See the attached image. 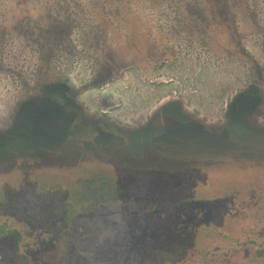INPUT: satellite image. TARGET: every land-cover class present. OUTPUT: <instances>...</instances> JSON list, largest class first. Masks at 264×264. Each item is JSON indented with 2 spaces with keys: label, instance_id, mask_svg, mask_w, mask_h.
I'll return each instance as SVG.
<instances>
[{
  "label": "rangeland",
  "instance_id": "1",
  "mask_svg": "<svg viewBox=\"0 0 264 264\" xmlns=\"http://www.w3.org/2000/svg\"><path fill=\"white\" fill-rule=\"evenodd\" d=\"M0 224V264H264V0H0Z\"/></svg>",
  "mask_w": 264,
  "mask_h": 264
},
{
  "label": "trees",
  "instance_id": "2",
  "mask_svg": "<svg viewBox=\"0 0 264 264\" xmlns=\"http://www.w3.org/2000/svg\"><path fill=\"white\" fill-rule=\"evenodd\" d=\"M87 189H88V190L86 191L87 195L90 194V195L94 196L95 193L92 191V190L94 189V187H93V188L88 187ZM96 204H97V201H95L94 199H93V200L91 201V203H90V205H96ZM69 214H70V213H69ZM1 227H2V228H3V227L8 228V227H7L6 225H4V224H0V229L2 230ZM8 229H10V228H8ZM1 230H0V231H1ZM11 230H13V229H10L9 231H11Z\"/></svg>",
  "mask_w": 264,
  "mask_h": 264
},
{
  "label": "flooded vegetation",
  "instance_id": "3",
  "mask_svg": "<svg viewBox=\"0 0 264 264\" xmlns=\"http://www.w3.org/2000/svg\"><path fill=\"white\" fill-rule=\"evenodd\" d=\"M2 228V227H1ZM3 229V228H2ZM1 230V229H0ZM2 233V230L0 231V234ZM14 233V231H8L7 233H5L6 235H12Z\"/></svg>",
  "mask_w": 264,
  "mask_h": 264
}]
</instances>
